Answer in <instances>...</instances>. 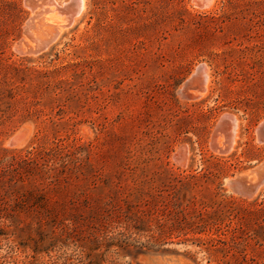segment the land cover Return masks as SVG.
Listing matches in <instances>:
<instances>
[{
    "label": "rangeland",
    "instance_id": "rangeland-1",
    "mask_svg": "<svg viewBox=\"0 0 264 264\" xmlns=\"http://www.w3.org/2000/svg\"><path fill=\"white\" fill-rule=\"evenodd\" d=\"M84 1L26 34L0 0V264H264V185L228 183L264 159V0Z\"/></svg>",
    "mask_w": 264,
    "mask_h": 264
},
{
    "label": "water",
    "instance_id": "water-1",
    "mask_svg": "<svg viewBox=\"0 0 264 264\" xmlns=\"http://www.w3.org/2000/svg\"><path fill=\"white\" fill-rule=\"evenodd\" d=\"M26 4L30 8L34 9L35 6L37 5V0H26ZM65 10H68V8L66 7ZM25 33L28 34L27 27L25 28ZM38 46L39 43L36 47ZM45 47L46 46L44 45V48ZM205 78H206L205 64H200L197 66L195 71L185 80V82L183 83L182 87L179 90L180 94L181 95L186 94V92L192 88H195L199 92L203 91L206 85ZM232 119H233L232 114H224L220 118V121L215 128V132H213V135L214 136L217 135L220 131L219 129L224 128V125L222 124L223 122L228 121L227 124L230 125L231 124L230 121ZM27 131H28L27 128H24L18 136L13 138V141L23 137L27 133ZM257 132L260 141L264 142V120L261 123H259L257 127ZM213 145L215 146V143H213ZM228 183L234 193H237L246 198L254 197L264 185V159L254 164L251 168H249L246 171V173L244 172L240 173L236 177L230 179Z\"/></svg>",
    "mask_w": 264,
    "mask_h": 264
},
{
    "label": "bare ground",
    "instance_id": "bare-ground-1",
    "mask_svg": "<svg viewBox=\"0 0 264 264\" xmlns=\"http://www.w3.org/2000/svg\"><path fill=\"white\" fill-rule=\"evenodd\" d=\"M195 3L198 5V6H201L202 7H210L214 0H194ZM45 4H52L53 6L50 7V6H45ZM38 7L39 8V13L37 14H34L33 17H31L28 21V24H27V28L29 29L31 27V24L33 23V20L35 18H40L42 19L46 13L50 12V11H66L67 14H68V19H73L74 16H76L77 14L81 13L85 7V1L84 0H71L70 2L68 3H65L64 5H59L57 0H37V5L35 6V8ZM66 7L68 8V10H65ZM212 7V6H211ZM210 7V8H211ZM206 9V8H204ZM52 11V12H53ZM55 11V12H56ZM60 13V12H59ZM53 15V13H52ZM61 15V14H60ZM50 16H51V13H50ZM48 16V17H50ZM55 16V15H54ZM53 17V16H52ZM59 17V15H58ZM54 18V17H53ZM47 19V18H46ZM49 19V18H48ZM55 19V18H54ZM62 19V18H61ZM64 19V18H63ZM67 19V18H66ZM65 19V20H66ZM75 19V18H74ZM73 19V20H74ZM58 20V19H57ZM64 20V21H65ZM56 22V21H55ZM57 23V22H56ZM55 23V24H56ZM65 23V22H64ZM67 24H69V21H67ZM33 25V24H32ZM58 25V24H57ZM33 27V26H32ZM59 27V26H57ZM34 29V27L32 28V30ZM63 30V29H62ZM34 31V30H33ZM34 33V32H33ZM52 33V32H51ZM49 33V35L45 38V41H43L42 45H47L49 42H51L53 39H55V37L57 36V34L59 33L60 34V29H55V31H53V33L51 34ZM26 51V50H25ZM205 74H206V85H205V89L203 91H197L195 88H192V89H189L186 94H182V96L184 97H187V98H192L193 99H197L199 97H201L202 95L205 94L206 92V89H207V82H208V73L206 72V67H205ZM201 95V96H200ZM205 96V95H204ZM189 100V99H188ZM237 118H235V116L233 115V119L230 121V125L227 124L228 121L226 122H223L222 124L224 125V128L222 129H219V134H221L220 137L216 138L214 142L216 146H218L217 144H219V146L225 150H229L235 143V140H236V137H237V132H238V125H237ZM221 124V125H222ZM226 125V126H225ZM224 135H226L227 137H224ZM218 136V134H217ZM216 137L213 135V138ZM223 138L225 139L224 141ZM213 142V143H214ZM246 173V172H245Z\"/></svg>",
    "mask_w": 264,
    "mask_h": 264
},
{
    "label": "trees",
    "instance_id": "trees-1",
    "mask_svg": "<svg viewBox=\"0 0 264 264\" xmlns=\"http://www.w3.org/2000/svg\"><path fill=\"white\" fill-rule=\"evenodd\" d=\"M63 150H64L63 147H61L60 145H56L49 153L52 152V153H54L56 155V157H58V155H59L60 158L64 159L66 156H68V154L65 153V152L63 154Z\"/></svg>",
    "mask_w": 264,
    "mask_h": 264
}]
</instances>
